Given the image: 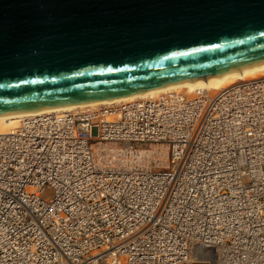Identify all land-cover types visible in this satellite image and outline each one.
<instances>
[{"label": "built area", "instance_id": "2783aa9c", "mask_svg": "<svg viewBox=\"0 0 264 264\" xmlns=\"http://www.w3.org/2000/svg\"><path fill=\"white\" fill-rule=\"evenodd\" d=\"M196 99L136 101L115 121V107L34 115L0 133V264H264V78ZM102 143H158L168 163L100 165Z\"/></svg>", "mask_w": 264, "mask_h": 264}, {"label": "water", "instance_id": "95a60500", "mask_svg": "<svg viewBox=\"0 0 264 264\" xmlns=\"http://www.w3.org/2000/svg\"><path fill=\"white\" fill-rule=\"evenodd\" d=\"M264 63V0H0V115Z\"/></svg>", "mask_w": 264, "mask_h": 264}, {"label": "bare ground", "instance_id": "6f19581e", "mask_svg": "<svg viewBox=\"0 0 264 264\" xmlns=\"http://www.w3.org/2000/svg\"><path fill=\"white\" fill-rule=\"evenodd\" d=\"M257 78H264V63L213 77L179 82L132 95L113 97V98L96 100L87 103L66 105V106L49 108V109H40L30 112H20L14 114L0 115V133H7L10 130L13 131L17 129L21 124L15 128L13 127L18 125L20 122L22 123V121L34 115L61 113L68 111L70 112H79L85 110L91 111L98 107H106L107 110H110V108H114V107L117 108L118 109L117 116L111 115L108 117L109 120L115 121L117 120V118L119 119V117L122 115L123 110L121 109L123 106H127V104H131L136 101H144L148 99H161L162 97L165 96H170V95L178 96L181 94L185 95L186 98H188V100L191 99L193 100V98H197L196 101H203L205 97H211V98L216 97L218 92L222 91V89H225L226 87L230 88L231 86L237 84L238 82H242V81L248 82ZM185 90L187 91L186 92L187 94L183 93ZM149 145H154V147H158L156 145H160V144L149 143L146 145L141 144L136 147H129L128 143H123V144L102 143L95 147L96 148L95 157L100 165H107L116 168H125L126 167L125 164H129L128 167L145 168V166L141 165L143 164L145 158L147 160L148 159L150 160L154 157L155 154L154 148L149 150L142 148L144 146H149ZM130 212L131 213L123 210V212L117 218L126 221L128 224L132 222H136L137 219L133 217V214H137L138 212L132 210ZM107 221L112 226L117 223L116 218H112V217H109ZM94 223H95V219L93 220L86 219L85 227L87 226L88 228ZM71 226L77 227L81 230L82 224L72 223Z\"/></svg>", "mask_w": 264, "mask_h": 264}, {"label": "rangeland", "instance_id": "374dc122", "mask_svg": "<svg viewBox=\"0 0 264 264\" xmlns=\"http://www.w3.org/2000/svg\"><path fill=\"white\" fill-rule=\"evenodd\" d=\"M186 92L187 91L185 90L183 93H186ZM20 124H21V122L18 125L14 126L13 128L19 126ZM156 146H158V147H154V145H149V146L142 147V148L148 149V150L154 148L155 149V154H154V157L152 159H150V160L149 159L147 160L145 158V160L143 161V164H141V165L145 166V168H148V169H153L155 171H161V170H164L165 166L167 165V159H168L167 153H168V150H167L166 146H163V147L161 145H156ZM144 163H145V165H144ZM125 165H126V167L129 166V164H125Z\"/></svg>", "mask_w": 264, "mask_h": 264}]
</instances>
